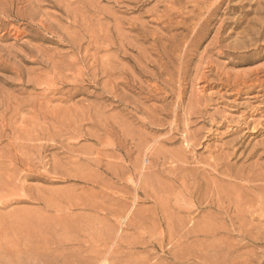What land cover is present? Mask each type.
Returning <instances> with one entry per match:
<instances>
[{"label":"rangeland","instance_id":"374dc122","mask_svg":"<svg viewBox=\"0 0 264 264\" xmlns=\"http://www.w3.org/2000/svg\"><path fill=\"white\" fill-rule=\"evenodd\" d=\"M205 1L0 0V264H264V0Z\"/></svg>","mask_w":264,"mask_h":264},{"label":"bare ground","instance_id":"6f19581e","mask_svg":"<svg viewBox=\"0 0 264 264\" xmlns=\"http://www.w3.org/2000/svg\"><path fill=\"white\" fill-rule=\"evenodd\" d=\"M189 1H190V0H189ZM193 1H195V0H193ZM196 1H197V0H196ZM198 1H199V2H197V3L195 2L196 4H194V5H195V8H194L192 11L190 10V11H191L190 14H191V15H192V13L195 14L194 12H196V10H197L196 14H197V17H200V18H199V20H200V19H202V18H201V16H203L202 13L204 12V10L206 9L207 6H206V1H205V0H198ZM192 4H193V2H192ZM213 4H214V3H213ZM182 5H183V4H182ZM209 5H210V4H209ZM214 5L216 6V4H214ZM192 6H193V5H192ZM181 7H182V6H181ZM208 7H209V6H208ZM208 7H207V8H208ZM1 9H2V8H1ZM209 9H210V8L207 9V10H208V15L206 16V20L209 18V16H211V15L214 13L213 10H210V11H209ZM214 10H216V9H214ZM180 11H181V10H180ZM190 11H189V12H190ZM206 13H207V12H206ZM190 14H188V17H189ZM193 16H194V15H193ZM191 17H192V16H191ZM191 17H190V18H191ZM195 17H196V16H195ZM188 19H189V18H188ZM194 19H196V18H193L192 21H194ZM203 19H205V18H203ZM199 20H198V22H199ZM206 20H205V21H206ZM200 21H201V20H200ZM196 23H197V22H196ZM196 23H195V24L193 23V24L196 25ZM197 24H198V23H197ZM198 25H199V24H198ZM203 25L205 26L204 22H203ZM203 25H201V26L199 25V27L197 26V27H198L197 29H193V30H195V32H200V33H201V30H203V28H202ZM195 28H196V26H195ZM195 32H194V34H195ZM197 34L199 35V33H197ZM197 34H196V35H197ZM188 36H189V35H188ZM194 37H195V35H194ZM197 37H198V36H197ZM187 41H188V40H187ZM186 46H187V45H186ZM185 49H186V48H185ZM179 69H180V68H179ZM178 102H179V101H178ZM242 184H243V183H242ZM263 186H264V185H263ZM255 187H256V186H255ZM261 195H262V194H261ZM237 196H238V195H237ZM259 198H260V197H259ZM259 198H258V199H259ZM262 199H263V198H262ZM262 199H261V200H262ZM239 200H240V199H239ZM239 200H238V201H239ZM248 200H249V199H248ZM250 200H251V199H250ZM250 200H249V201H250ZM249 201H248V202H249ZM259 201H260V199H259ZM262 201H264V200H262ZM239 202H240V201H239ZM244 202H245V201H244ZM260 203H261V202H260ZM239 204H240V203H239ZM240 205H241V204H240ZM218 206H219V205H218ZM238 206H239V205H238ZM262 206H263V203H262ZM224 207H225V206H224ZM253 207H254V205H253ZM217 208H218V207H217ZM222 208H223V207H222ZM261 208H262V207H261ZM250 210H251V209H250ZM250 210H249V211H250ZM255 211H256V210H255ZM224 213H225V212H224ZM244 215H245V214H244ZM194 223H195V222H194ZM250 227H251V226H250ZM215 232H216V231H215ZM258 236H259V235H258ZM66 242H67V241H66ZM231 247H232V246H231ZM219 248H221V247H219ZM228 248H230V247H227V249H228ZM232 249H233V248H232ZM220 251H223V250L220 249ZM220 251H218V252L220 253ZM224 251H225V250H224ZM226 251H227V250H226ZM234 251H235V250H234ZM218 252H217V253H218ZM214 253H215V252H214ZM226 253H227V252H225L224 254H225L226 256H228ZM228 253H229V252H228ZM98 254H99V253H98ZM220 254H221V255H218V254H216V255H218V257L220 256L221 261H222V259L225 260L224 258H225L226 256H225V257L223 256V257H224V258H223V257H221L223 254H222V253H220ZM229 256H230V254H229ZM239 256H240V255H239ZM199 258H200V256H199ZM214 258H215V257H214ZM234 258H235V257H234ZM234 258H233V259H234ZM92 259H93V258H92ZM202 259H203V258H202ZM215 259H216V258H215ZM227 259H228V258H227ZM227 259H226V260H227ZM230 259H231V258H230ZM245 259H246V258H245ZM231 260H232V259H231ZM95 261H96V260H95ZM218 261H219V260L217 259V262H218ZM234 261H235V260H234ZM204 262L206 263V260H205ZM225 262H226V261H225ZM225 262H224V263H225ZM231 262H232V261H230L229 264H230ZM235 262H236V261H235ZM224 263H223V264H224ZM237 263H238V262H237ZM94 264H95V263H94ZM211 264H212V263H211ZM216 264H217V263H216ZM219 264H221L220 261H219ZM225 264H226V263H225Z\"/></svg>","mask_w":264,"mask_h":264}]
</instances>
